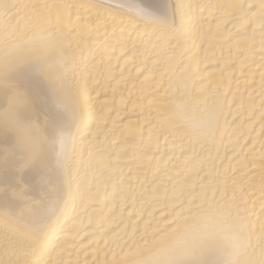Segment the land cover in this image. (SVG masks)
<instances>
[{
  "label": "bare ground",
  "instance_id": "6f19581e",
  "mask_svg": "<svg viewBox=\"0 0 264 264\" xmlns=\"http://www.w3.org/2000/svg\"><path fill=\"white\" fill-rule=\"evenodd\" d=\"M264 264V0H0V264Z\"/></svg>",
  "mask_w": 264,
  "mask_h": 264
},
{
  "label": "clouds",
  "instance_id": "9594fccd",
  "mask_svg": "<svg viewBox=\"0 0 264 264\" xmlns=\"http://www.w3.org/2000/svg\"><path fill=\"white\" fill-rule=\"evenodd\" d=\"M224 264H237L239 257L245 254L247 242L243 230L225 229L220 237Z\"/></svg>",
  "mask_w": 264,
  "mask_h": 264
}]
</instances>
